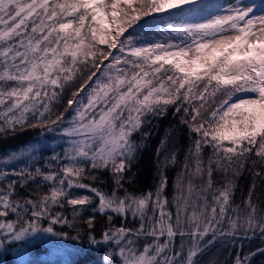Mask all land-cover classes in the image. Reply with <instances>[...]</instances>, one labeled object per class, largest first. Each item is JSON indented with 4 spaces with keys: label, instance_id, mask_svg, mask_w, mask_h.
Here are the masks:
<instances>
[{
    "label": "snow or ice",
    "instance_id": "1",
    "mask_svg": "<svg viewBox=\"0 0 264 264\" xmlns=\"http://www.w3.org/2000/svg\"><path fill=\"white\" fill-rule=\"evenodd\" d=\"M255 8L243 0H0V135L38 128L66 145L43 167L42 141L0 159V244L67 238L54 226L82 223L90 244L118 250L106 251L104 264L114 255L120 264H200L217 242L264 239V208L254 198L257 178L264 181V10ZM169 106L195 134L176 180L175 214L164 195L166 168L177 162L176 150L166 151L175 129L156 150L154 190L124 187L150 117ZM249 163L252 184L236 204V180ZM104 171L110 192L97 184ZM29 182L32 194L21 195ZM97 213L105 218L99 239ZM129 217L138 227L126 226ZM257 253L264 247L237 251L232 264H252Z\"/></svg>",
    "mask_w": 264,
    "mask_h": 264
},
{
    "label": "trees",
    "instance_id": "2",
    "mask_svg": "<svg viewBox=\"0 0 264 264\" xmlns=\"http://www.w3.org/2000/svg\"><path fill=\"white\" fill-rule=\"evenodd\" d=\"M131 31V30H129ZM146 35L149 38H152V34L147 33ZM115 51V50H113ZM107 63V62H105ZM241 94H238V96ZM236 97H233L235 99ZM66 103V100L62 101L58 107L54 108V111H63V105ZM175 108L169 106L168 111L165 115L160 117H155L151 119V124L147 126L146 131H150V135L144 141L145 146L138 153V158L134 162V165L129 173L126 174L125 180H127L128 176H132L133 179L130 183H125L124 187L129 191H133L136 193L147 192L148 190H154L157 182V156L156 150L160 146V142L165 138L166 133L170 130L175 129L172 132V136L169 138V141L166 146V151H171L173 148L177 152V162L175 165H168L166 168V175L168 177L167 187L164 190V195L169 200V209L175 214L176 208L175 204L172 203L173 197L176 194V180L183 168L185 156L189 149V146L192 143V137H194V133H189L187 125H183L180 123V114L173 115ZM66 118H70V113H66ZM40 129H27L25 131L18 132L16 135H0V159L5 154L10 153L11 151H18L21 147L28 145L29 143L42 141L40 146V155L38 157L40 165L44 166V159L50 157L53 154V150L56 152H60L62 148L66 145L63 144V139L58 135L57 132L46 133L43 137L39 136ZM141 134L136 133L133 136L137 142L141 140ZM211 155V149L205 148L203 152V157L205 163L207 162V158ZM0 167H4L0 164ZM11 167V165H9ZM251 168V164H246L245 170L236 180V190L234 201L236 204H240L244 197L247 196V192L249 187L252 184V174L249 171ZM100 180L102 183L97 182L98 186L105 191L110 192L114 187V181L111 174L107 171H104L99 174ZM224 174L219 171H214L213 179L218 184L223 183ZM85 183H88L89 180L85 179ZM197 183H199L197 181ZM257 188L255 192V199L260 207L264 208V181H261L257 178ZM94 184L93 186H97ZM35 188V184L29 182V185L23 188L18 187V191L21 195H31L32 189ZM44 191H47V186H44ZM77 191H83L86 195H93L90 191L86 189H79ZM121 194H123V189L120 190ZM94 203H98V200L94 201ZM55 210H60L56 208ZM65 214L71 219V209L66 208ZM87 212L84 213L85 218L87 217ZM14 218V217H12ZM104 217L100 216L97 213V231L94 235L99 239L100 238V227L101 224L104 223ZM45 226L47 225V221L43 222ZM113 223L116 226H120L121 218L119 216L113 215ZM126 226L128 227H138V221L129 219L124 221ZM57 231L68 233V237H55L50 234H39L38 236L28 240V241H4L3 244H0V264H19L16 262L13 249L18 245L26 244L28 245L31 241H35L33 243L34 247H36L35 251L39 248H48V247H59L64 250H68L70 252H75L78 256L81 257L84 254L92 252L93 254L97 253V250L102 247V245H92L89 243L87 238L86 226H83L82 223H78L76 227H68L67 225H55L54 226ZM77 228H80L79 235L77 233ZM73 239L72 237H77ZM210 238V237H209ZM185 241L187 237L184 238ZM63 241L71 242L72 246L68 244H62ZM163 242V238L161 240ZM44 247H41V244ZM181 243V237L177 236L175 238V247L178 248ZM143 244V239L141 240V247ZM109 249H113L114 245H107ZM264 247V239L261 238L259 234L254 236L252 239H241L237 238L235 245L227 244L224 242H217L214 246L209 247L205 252H203L199 257L200 264H232L236 252L239 251L243 256L246 253L253 252L258 248ZM81 251V253H79ZM92 256V255H90ZM89 257V256H88ZM86 258V257H85ZM86 260V259H84ZM71 264H80L81 261H78L77 258H72L70 260ZM31 264H63L59 261H45V260H34ZM120 264V263H119ZM252 264H264V254L257 253L252 258Z\"/></svg>",
    "mask_w": 264,
    "mask_h": 264
},
{
    "label": "rangeland",
    "instance_id": "3",
    "mask_svg": "<svg viewBox=\"0 0 264 264\" xmlns=\"http://www.w3.org/2000/svg\"><path fill=\"white\" fill-rule=\"evenodd\" d=\"M216 2V0H215ZM220 3H233V0H219ZM246 5H256L254 12L256 15H260L261 11L264 10V0H243ZM238 95V94H237ZM236 99V98H235ZM233 99V100H235ZM78 195H85L86 193L83 191H77ZM33 243L35 241H31L28 245L21 244L13 249V255L17 263L19 264H31L34 260H45V261H59L63 264H71L70 260L72 258H77L78 261H81L80 264H104L103 255L106 251H113L114 253L118 250L113 246V249H109L107 245H102L100 249L97 250V253L93 254L92 252L82 255L81 257H77L78 255L75 252L66 251L59 247H48L47 249L39 248L38 251L36 247H34ZM68 244L72 246L71 242L63 241L62 244ZM41 244V243H40ZM41 247H44L41 244ZM81 253V251L79 252ZM92 255V256H90ZM89 256V257H88ZM86 257V258H85ZM86 259V260H84ZM114 264H119L120 260L118 256L113 257Z\"/></svg>",
    "mask_w": 264,
    "mask_h": 264
}]
</instances>
